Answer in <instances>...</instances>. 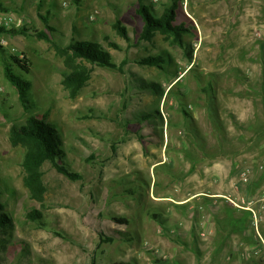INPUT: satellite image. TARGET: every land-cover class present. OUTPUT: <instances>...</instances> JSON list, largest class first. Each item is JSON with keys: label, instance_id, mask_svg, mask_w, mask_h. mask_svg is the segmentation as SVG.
<instances>
[{"label": "rangeland", "instance_id": "1", "mask_svg": "<svg viewBox=\"0 0 264 264\" xmlns=\"http://www.w3.org/2000/svg\"><path fill=\"white\" fill-rule=\"evenodd\" d=\"M1 1L8 6L2 27L50 33L44 16L57 29L56 43L99 41L127 65L124 74L93 66L88 85L72 98L63 83L70 70L52 43L0 35V193L12 219V228L0 230V264H201L205 192L227 194L233 207L229 198L248 201L264 190V0H178L177 24L190 30L183 45L158 34L139 40V0H38L31 10L28 0ZM146 4L160 16L173 1ZM118 19L128 41L113 29ZM12 56L32 63L23 73L36 103L29 113L4 73ZM151 56L163 66L140 64ZM44 114L62 135L63 163L82 179L46 163L48 192L38 202L24 183L25 149L13 146L10 134L13 125ZM220 162L230 179L209 173ZM239 172L250 175L248 184ZM35 210L42 215L32 220ZM225 214L218 222L237 231L243 219ZM251 229L243 247L213 249L216 264L263 252ZM252 259L264 263L261 255ZM252 259L246 264H262Z\"/></svg>", "mask_w": 264, "mask_h": 264}, {"label": "trees", "instance_id": "2", "mask_svg": "<svg viewBox=\"0 0 264 264\" xmlns=\"http://www.w3.org/2000/svg\"><path fill=\"white\" fill-rule=\"evenodd\" d=\"M75 5H80V0H71ZM173 6L168 8L163 15L155 13L150 6L146 4V0H139L140 9L139 13L144 21L143 33L139 36V40L150 42L157 34L166 38H171L176 44L183 45V37L189 33L190 30L186 28L185 24H177L178 15V0H172ZM0 10L8 11L2 4H0ZM42 19L47 24L46 30L34 31L30 33L29 28L24 26L18 30H9L5 27L0 28V35L10 33V35H23L33 36L40 40H46L55 46V50L65 59L66 66L70 70L65 75L64 85L66 91L72 98L76 97L82 88L86 87L91 80L93 66L102 67L103 69H115L124 74V68L127 65V61H124L122 66L118 65L112 54L103 46L99 41L93 40H72V42L66 47L54 41L52 33L57 29L48 25L47 19L42 16ZM113 29L118 36L122 39L129 40V31L122 24V21L118 19L113 24ZM109 45L113 48L119 49L120 46L111 41L109 37L105 39ZM0 53H4L3 47L0 46ZM193 53L188 50L187 56L189 59H193ZM163 59L158 56H151L140 61L142 66H157L162 67ZM88 65L92 66L89 67ZM17 67L21 70L18 73L15 70ZM32 63L27 56L19 57L12 56L6 61V67H4V73L9 83L16 88L19 99L24 109L29 113L33 107H35V101L31 100L32 82L24 78V74H30ZM24 73V74H23ZM154 91H157L153 86ZM150 119V116L145 120ZM11 144L13 146H20L25 149V158L22 166L25 170L24 183L27 189L30 191L32 199L38 202L44 201L47 195V187L44 182L43 166L46 163H51L60 173L67 176L73 181L82 179L81 175L75 172H71L63 163L65 159V152L62 148V135L58 126L48 120V116L44 114L43 117L31 115L26 119V122L21 125H13L10 134ZM0 193V230H9L12 228V219L6 212V204L1 199ZM42 213L38 210L31 212L28 216L32 220L41 218ZM158 218V215H155ZM119 222L128 224V220L119 219ZM254 236L256 237L255 233ZM257 238V237H256ZM261 245L258 238L256 239ZM106 241L113 242L112 237L106 238ZM260 262L261 259H252ZM255 261V262H256ZM112 264H131L128 262H119Z\"/></svg>", "mask_w": 264, "mask_h": 264}, {"label": "crops", "instance_id": "3", "mask_svg": "<svg viewBox=\"0 0 264 264\" xmlns=\"http://www.w3.org/2000/svg\"><path fill=\"white\" fill-rule=\"evenodd\" d=\"M9 1L10 0H8V2ZM37 1L38 0H28V3H26L27 8L29 7V10H31L33 5ZM0 4H2L4 8L7 9L8 6L4 5L1 0ZM37 7V9L39 10V6ZM7 14V11L0 10V17H5ZM221 164L223 163L220 162L209 166V173L213 176L215 175L216 177L219 175L220 177L223 176L230 179V173H227L226 177L220 170L219 167L221 166ZM240 174V172L237 173V176L240 177ZM241 181L242 180L240 177V182ZM223 196L226 198L228 195L219 192H205L201 264H216L217 260L218 262H220L217 258V255L214 254V252L218 251L217 249L219 246L224 245L228 248L233 247L235 250L243 247V239L250 236V232L252 231V229L250 230V227L253 228V217L251 213L246 211V209H241L234 206L232 207ZM226 211L233 212L234 217L236 218L235 221L241 218L243 219V223L237 231L234 230L233 225H221L222 223L218 222V220L222 218ZM246 261L248 260L242 257L240 260L236 259L235 261L228 262L226 264H246Z\"/></svg>", "mask_w": 264, "mask_h": 264}, {"label": "built area", "instance_id": "4", "mask_svg": "<svg viewBox=\"0 0 264 264\" xmlns=\"http://www.w3.org/2000/svg\"><path fill=\"white\" fill-rule=\"evenodd\" d=\"M65 5L67 4V2L64 3ZM7 25L10 24V22H12L11 18H8V20H6ZM22 20H19V24H22ZM4 25L3 20L0 21V28ZM260 169H263V164L260 165ZM241 180L244 183H249L251 178L250 175L247 174V172H242L241 174ZM230 201L231 204H233L235 207L237 208H241V209H246V211L250 212L252 217H253V231L256 235V237L258 238V240L261 243V247L263 248V252L261 250H256L255 253H251V252H243V257L247 260L252 259L254 257H257L258 255H261L264 259V230L262 228L261 225V221H262V212L264 211V190L261 192L260 196L254 197L252 200H246L245 198L242 199H238L241 200L238 203L236 202V200H231L230 198L228 199ZM257 204H259V208H256Z\"/></svg>", "mask_w": 264, "mask_h": 264}]
</instances>
